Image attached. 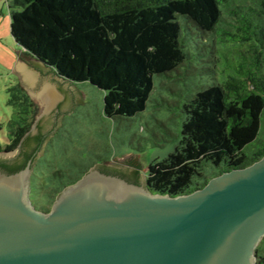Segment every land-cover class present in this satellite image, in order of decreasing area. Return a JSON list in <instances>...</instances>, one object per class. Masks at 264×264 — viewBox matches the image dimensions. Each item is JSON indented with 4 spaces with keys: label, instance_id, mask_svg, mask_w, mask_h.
Instances as JSON below:
<instances>
[{
    "label": "trees",
    "instance_id": "16d2710c",
    "mask_svg": "<svg viewBox=\"0 0 264 264\" xmlns=\"http://www.w3.org/2000/svg\"><path fill=\"white\" fill-rule=\"evenodd\" d=\"M10 8L11 34L26 54L61 79L101 90L103 113L112 120L142 114L154 78L177 71L190 50L203 55L195 39L206 42L208 37L209 60L202 61L207 70L216 78L222 66L231 72L185 104L179 145L153 161L144 175L152 194H190L264 157V0H12ZM18 91L31 117L15 124L0 153L41 140L26 137L38 106L23 89ZM31 159L37 162L26 155L21 164L2 166L15 174ZM129 165L139 184L141 165ZM50 177L40 180L38 193H30L43 212L82 176L60 182ZM256 256L264 264V240Z\"/></svg>",
    "mask_w": 264,
    "mask_h": 264
},
{
    "label": "water",
    "instance_id": "95a60500",
    "mask_svg": "<svg viewBox=\"0 0 264 264\" xmlns=\"http://www.w3.org/2000/svg\"><path fill=\"white\" fill-rule=\"evenodd\" d=\"M13 73L41 109L26 135H46L38 159L60 118L82 102L73 86L27 56ZM23 145L0 159L17 156ZM134 161L143 168L131 155L104 167L129 176ZM34 166L0 171V264H258L264 157L178 197L152 194L141 175L135 184L94 166L49 212L30 198Z\"/></svg>",
    "mask_w": 264,
    "mask_h": 264
},
{
    "label": "rangeland",
    "instance_id": "374dc122",
    "mask_svg": "<svg viewBox=\"0 0 264 264\" xmlns=\"http://www.w3.org/2000/svg\"><path fill=\"white\" fill-rule=\"evenodd\" d=\"M11 6L12 0H0V146L2 147H5L13 137L12 133L16 131L15 124H21L22 118L31 117V113L27 112L18 98V89L24 90V88L21 86V77L13 73L15 67L21 55L38 62L26 54L11 34ZM207 38L205 37L206 42L202 38L195 39L203 50V55L197 54L194 49L190 50V57L177 71L154 78L155 89L147 109L132 119L107 118L103 113L102 91L87 82L74 83L82 104L74 106L68 114L60 118V126L45 143L43 153L37 159L38 164L37 162L34 164L38 165L36 171L42 176V180L44 178L50 180V176H54L58 182L72 180L76 176L83 177L85 174H82L94 166H106L114 159L121 161L131 155L137 156L139 162L143 164L140 175L145 183L144 175L148 172L149 165L153 161L165 158L179 145L182 122L186 115L185 104L193 99L198 91L215 82V79L222 80L231 72L228 65L225 70H222V66L218 69L216 78L207 70L206 63L202 62L209 60ZM217 56H220V52ZM40 64L47 68L44 64ZM221 71L224 73L220 74ZM34 103L38 106V111L32 126L41 111L39 104ZM262 120L264 128V117ZM41 182L44 185V181ZM32 198L34 207L39 210L38 201L34 196Z\"/></svg>",
    "mask_w": 264,
    "mask_h": 264
},
{
    "label": "flooded vegetation",
    "instance_id": "af4514ba",
    "mask_svg": "<svg viewBox=\"0 0 264 264\" xmlns=\"http://www.w3.org/2000/svg\"><path fill=\"white\" fill-rule=\"evenodd\" d=\"M52 134V133H51ZM33 139L34 138H37V137H41V140L40 142H35L33 139V143L31 144L30 147H25V145L22 146V149L20 151V153L13 157V158H5V159H0V171L1 172H4V173H7L2 164L3 163H6V164H9V165H14V164H21L25 161V156H34V159L37 158V154L38 152L36 153V149H41L42 145H43V142L45 141V137L46 135L44 136L43 133H39V134H33L31 133L30 135ZM22 145V144H21ZM20 145V146H21ZM19 146V147H20ZM18 147V148H19ZM17 148V149H18ZM30 161H33V159L29 160L28 163ZM37 169V165L34 167V172H33V176H32V179H31V192L30 193H38V191L40 190V180H42V176L36 171ZM100 170L106 174H110V175H116V176H119V177H122L124 179H126L127 181L131 182V183H135V178H134V175L130 174L129 176L128 175H125L123 173H120L118 171H116L115 169L112 170V169H107L106 167H100Z\"/></svg>",
    "mask_w": 264,
    "mask_h": 264
},
{
    "label": "crops",
    "instance_id": "0c3cea01",
    "mask_svg": "<svg viewBox=\"0 0 264 264\" xmlns=\"http://www.w3.org/2000/svg\"><path fill=\"white\" fill-rule=\"evenodd\" d=\"M51 72V71H50ZM52 73V72H51ZM54 74V73H53ZM55 75V74H54ZM64 82H67V83H69L71 86H73L74 87V83H72V82H70V81H66V80H64ZM31 98V97H30Z\"/></svg>",
    "mask_w": 264,
    "mask_h": 264
}]
</instances>
